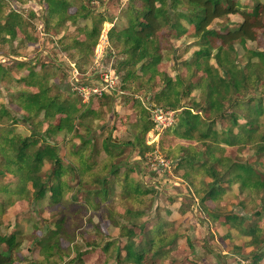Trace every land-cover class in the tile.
I'll use <instances>...</instances> for the list:
<instances>
[{"label": "trees", "instance_id": "trees-1", "mask_svg": "<svg viewBox=\"0 0 264 264\" xmlns=\"http://www.w3.org/2000/svg\"><path fill=\"white\" fill-rule=\"evenodd\" d=\"M43 3L45 28L63 27L68 32V26H77L84 37L70 36L65 48L73 51L71 58L77 60L76 68L81 75H84L82 66L88 65L99 44L103 25L114 24L108 34V51L109 57L116 58L112 68L122 86L112 93L91 97L98 100L101 109L107 107L111 111L119 91L134 84H138L139 89H143V84L158 87L156 78L159 77L161 85L154 93V104L176 112L177 122L171 134L179 140H195L205 146L202 152L192 146L179 147L178 151L186 154L176 164L178 169L186 170L187 180L195 197H200L201 205L219 203L226 194L222 188L225 183L229 187L237 186L251 202L258 201L253 215L257 221L216 210L209 214L215 222L224 219L222 226L228 229V235L237 231L258 247L263 234L259 223L264 220V175L256 170L260 165L232 161L217 154L223 146L240 149L251 146L256 155L264 158V52L246 47L247 43H256L264 36V0H247L246 3L241 0H129L120 24L96 12L90 3L86 6L82 2L75 14H69L70 9L76 7L72 0H44ZM6 7L5 0H0V44L16 41L22 46L36 44L38 39L31 35L35 30L30 21L16 11L6 12ZM230 16H238L241 22L234 28L214 26ZM19 32L24 40L19 38ZM188 36L195 40L192 45L197 49L182 63L187 76L172 79L160 72L158 65L166 58L165 54L173 50V42ZM239 51L245 65L237 61ZM13 66L28 73L18 80L24 86L11 95L9 101V105L17 108L16 112L23 114L22 119L5 106L0 108V230L2 215L14 199H32L36 204L48 197L49 207H58L68 194H72L70 200L76 201L77 194L84 192L85 204L96 208L94 198L108 201L119 184L123 199L142 204L152 191L129 178L133 169H127L123 178L118 172L125 152L134 153L138 149L139 156L144 157L152 150L145 143L146 136L154 129L150 111L134 102L138 119L128 127L131 140L121 144L108 135L97 142L95 135L102 132L94 123L102 118L101 109H92L91 102L82 103L79 92L70 93L69 86L52 83L51 80L59 76L42 64L38 72L34 69L36 66L25 62L15 61ZM0 75H7L2 65ZM69 75L63 72L62 78L68 77L74 87H95L100 82L99 78L96 83L86 78L74 85ZM193 91H198L199 96L193 98L190 107H184L182 100L189 99ZM259 91L262 93L257 94ZM218 121H224L227 126L218 130ZM17 122L31 128L29 136L17 133L15 127L9 128ZM45 125L47 128L43 130ZM56 137H62L63 141L68 139L67 143L76 149L71 156L78 160L79 167L72 162L65 164L59 147L51 144ZM74 139L79 140L80 145L71 144ZM100 156H103L100 166L90 160ZM47 163L51 168L44 174ZM124 166H128L127 162ZM205 176L211 182L206 183ZM143 216L141 210L127 209L122 218L131 223V227L114 221L120 229L119 239L105 243L102 251L113 264H164L165 259H172L175 264V259L170 257L179 236L170 234L167 223L160 219L146 231V224L140 222ZM247 222L251 224L245 226ZM47 223L46 233L36 241L41 258L30 263L18 256L22 249L20 234L0 231V264H62L55 260V252L61 239L70 236L71 225L63 219ZM76 258H80V253ZM263 259V253L257 254L253 264Z\"/></svg>", "mask_w": 264, "mask_h": 264}, {"label": "rangeland", "instance_id": "rangeland-1", "mask_svg": "<svg viewBox=\"0 0 264 264\" xmlns=\"http://www.w3.org/2000/svg\"><path fill=\"white\" fill-rule=\"evenodd\" d=\"M72 1L76 7L70 9L69 14H75L77 7L84 2L86 6L91 4L96 12L112 17L113 23L120 24L121 14L127 8L129 0ZM43 2L44 0H5L7 4L5 11L8 12L10 9L22 14L34 27L35 31L31 32V35L38 39L36 44L27 43L24 46L18 44L17 41L9 45L0 44V65L7 70L5 77L0 75V108L5 106L20 119H22L23 114L16 112L17 108L9 105V101L11 95L19 92L21 87L24 86L18 80L26 76L28 70L23 71L15 68L13 66L15 61L31 64L33 67L36 66L34 69L37 72L41 70V64L46 66L61 78L57 79L59 78L57 77L51 82L56 84L60 82L64 87L69 86L70 93L76 92V88L70 85L68 77L62 78L63 72L67 75L70 74L71 79L72 76L76 80L89 78L90 82L96 83L100 72L109 67L112 70L110 76L116 77L113 74L115 70L112 68L116 58L109 57L108 51L110 47L108 34L113 29L114 24L103 25L99 44L94 49L92 56H90L88 65L82 66L84 75H81L76 68L77 60L71 58L73 51H67L65 48L70 43V36L80 39L84 37L79 34L77 26H68V32L64 31L63 27H59L56 30L45 28L43 23L46 7ZM241 2L246 3L247 0H241ZM240 22L241 19L238 16H230L228 19L216 22L214 26L216 28H221L222 26L234 28ZM18 36L20 39H25L20 32ZM194 42L195 40L190 36L179 42H173V50L165 54L166 58L158 65V70L168 74L172 79H175L176 76L186 78L187 69L183 67L182 63L190 59L192 52L197 49L195 45H192ZM246 47L248 50L264 52V36L256 43H247ZM241 55L242 51H239L237 61L241 65H245V60ZM211 63L213 62L211 61ZM53 66L55 67L53 68ZM115 81L116 78L113 79L114 83ZM193 81H196V78ZM159 82L160 78L157 77L156 84L158 87H154V85L148 87L143 84V89H139L138 84H134L127 87V89H122L119 91L115 101H113L111 111L107 107L101 109L100 103L96 98L88 97V88L81 87L84 94V97L79 94L83 99L82 103L91 102L90 106L92 109H101L103 113L102 118L96 121V124L94 123V127L97 126L99 132H102L101 134H98V132V135L93 134L96 136V141L99 142L108 135L121 144L130 141L131 136L128 127L135 124L138 119L134 102L141 103L147 110L155 107L154 93L159 90V85H161ZM116 84L118 88L122 86V82L120 83L119 80ZM64 93L68 94L69 92ZM260 93L262 92H257V94ZM198 96L199 92L193 91L190 98L182 100L181 104L184 107H190L193 98ZM176 122L177 120L167 129L155 128L154 131H151L146 136L145 143L152 150L145 153L144 157H140L139 151L136 149L134 153L125 152L120 158L123 161L120 162L119 176L123 178V173L131 168L133 173L129 178L152 191L140 205L131 200L123 199L120 194L119 184L116 185L114 193L109 196L108 201L100 202L99 197L94 198L97 205L96 208L85 204L84 192L77 194L78 200L76 201L70 200L72 194H68L58 207H49L48 197L36 204H34L35 202L32 199L12 200L2 215L0 231L3 234L13 232L20 234L22 237V249L18 254L19 258L24 259V262L27 263L40 259L39 248L36 245L37 239L46 233L47 222L52 221L54 223L63 219L66 223H69L68 225H71V227L69 226L70 236L61 239L59 249L55 252V260L57 262H62V264H113V260L102 251V246L107 242L119 239L120 229L115 225L114 221L126 227H131L132 224L122 218L127 209H138L144 213L140 222L146 224V231L152 229L157 220L160 219L167 223L170 234L179 236L174 243L170 257L175 259V264H253L255 255L263 253L264 256V220L259 223L263 234L258 247H256L251 244L250 238L240 235L237 231L228 235V229L226 230L222 226L224 219L215 222L209 217L210 212L216 210L221 213L237 214L240 217L248 218L251 222L257 221V218L253 215L259 202L256 201V204L251 202V198L241 194L237 186L229 187L225 183L222 188L226 190V194L219 203L201 205L200 197H195L191 182L187 180L186 170L178 169L177 165L180 162V158L186 154L182 151L179 152L178 149L179 147L188 148L192 146L198 152H202L205 146L195 140L186 142L174 137L171 131ZM226 126L227 124L224 121H218L217 129L221 130ZM9 128L16 129V132L24 137L29 136L31 131V128L21 122H17L15 126L9 125ZM46 128L47 126L45 125L43 130ZM67 142L68 139L63 141L62 137H56L51 141V144L59 147V155L65 164L72 162L79 167L78 160L71 156V153L76 151V149L73 150L72 145ZM78 142L79 140L74 139L71 144L80 145ZM97 145L98 149H100V144L98 143ZM156 151L170 163L166 171H155L158 167L157 163H154L155 166L152 168L148 164L152 160L150 156ZM168 154H176L177 156H169ZM217 155L232 161L259 164L260 166L256 170L264 175V158L256 155L251 146L243 149L238 146L233 148L223 146V150ZM102 158L103 156H100L90 160L96 161L100 166ZM126 162L128 164L127 167L124 166ZM50 168L51 164L47 163L43 173L47 174ZM9 180L12 181V179ZM204 180L206 183L211 182L206 176ZM85 188L87 189V185ZM108 189L111 191V187ZM250 224L247 222L244 225L248 226ZM36 226L38 228H35ZM136 233L139 234L140 238V232L136 230ZM78 253H80V258L77 259L76 255ZM57 257L61 258L62 261H58ZM171 260L165 259L164 264H172ZM258 264H264V259Z\"/></svg>", "mask_w": 264, "mask_h": 264}, {"label": "built area", "instance_id": "built-area-1", "mask_svg": "<svg viewBox=\"0 0 264 264\" xmlns=\"http://www.w3.org/2000/svg\"><path fill=\"white\" fill-rule=\"evenodd\" d=\"M78 72V71H76ZM112 70L107 68L106 70H103L99 74V84L96 85L95 87H86V86H77L76 92L78 91L80 95L84 97V94L82 93L81 87L88 88V97L89 96H101L103 93H112L113 91L116 90L117 84L118 83V75L115 71L113 72L114 76H116V81L115 83L113 82V78L111 75ZM72 82L74 85H76L79 80L74 79V76H72ZM151 116H152V122L154 125L153 131L156 129H167L171 127L176 120V112L171 109H166L163 107L155 106L152 107L150 110ZM150 166L151 168L155 166L154 163H157V169L155 171H166L169 168V162L156 151L152 156H150Z\"/></svg>", "mask_w": 264, "mask_h": 264}]
</instances>
